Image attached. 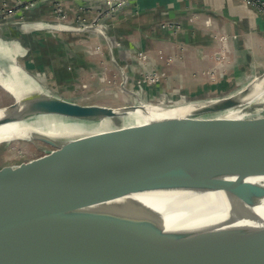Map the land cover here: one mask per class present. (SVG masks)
<instances>
[{"label": "water", "instance_id": "water-1", "mask_svg": "<svg viewBox=\"0 0 264 264\" xmlns=\"http://www.w3.org/2000/svg\"><path fill=\"white\" fill-rule=\"evenodd\" d=\"M102 4L115 15L127 0L119 8L111 3L112 11ZM263 80L264 72L199 100L106 106L54 95L27 99L32 103L20 110L13 108L15 99L0 107L8 110L0 127L17 125L0 135V145L48 146L34 158L0 167V264H264V227L230 223L166 232L156 217L135 213L131 201L101 207L131 194L168 190H222L257 206L264 187L249 178L264 176V85L261 93L252 85ZM142 104L203 107L134 125L127 113ZM40 117L83 130L33 133ZM235 212L234 222L257 221L251 212Z\"/></svg>", "mask_w": 264, "mask_h": 264}, {"label": "crops", "instance_id": "crops-1", "mask_svg": "<svg viewBox=\"0 0 264 264\" xmlns=\"http://www.w3.org/2000/svg\"><path fill=\"white\" fill-rule=\"evenodd\" d=\"M29 3L33 6L25 12L23 7ZM54 3L0 0V16L9 9L14 16H24L29 22L50 21L55 13ZM102 3V0L55 3L67 14L68 25L74 27L44 35V70L59 92L68 87L72 92L76 90L79 73L86 75L90 70L91 58L78 52L73 54L72 46L81 44L87 38L85 29L96 23L104 25L113 42L112 57L115 56L126 77L140 83L138 86L149 98L222 91L264 72V16L239 0H127L118 14L105 19ZM2 38L0 30V94L4 97L6 87L2 77L8 72ZM14 47L9 56H13L17 66L15 60L21 64L16 57L21 56L22 48L16 43ZM108 56L103 57L107 60L103 63L110 67ZM148 73L164 80L145 81L146 84L141 78Z\"/></svg>", "mask_w": 264, "mask_h": 264}, {"label": "rangeland", "instance_id": "rangeland-1", "mask_svg": "<svg viewBox=\"0 0 264 264\" xmlns=\"http://www.w3.org/2000/svg\"><path fill=\"white\" fill-rule=\"evenodd\" d=\"M6 11L7 10L3 12L2 16L8 14L9 11H7V13ZM10 13L11 12H9V14ZM111 16H114V14L105 13L102 15V18L105 19L106 17ZM67 18V14L62 10V8H60L59 11H56L53 14V19L51 18L50 21H30L31 23L27 24L29 21L24 16L19 17L11 14L7 18L6 22L0 25V30H2L3 35L2 42L5 45V51L9 53L10 51H14L15 47L13 48L12 46H14L15 43L16 45H21V58L16 57V59H20L19 61L25 68V71L39 82L43 88V93L50 91L49 93L52 95H58L62 99L75 103L100 104L106 106H122L132 103L134 104L138 101H150L156 103L159 101H167L168 99L172 100V98H167L166 95L165 97L154 95L149 98V96L141 90L142 87L140 88L138 86L140 83H135L133 80L126 77V73L115 60V56L113 55L114 58L112 57L113 53L111 52L113 49V42L111 38H108L107 33L104 30V25L101 23L89 25L88 28L85 29L87 38L81 42V44H73L72 46L73 54H77L78 52L80 55L86 54L85 56L87 58H91L93 64L89 63L90 70H87L88 72L86 75L82 72L79 73V76H77L79 80L76 90L73 89L72 92V89L68 87L69 89L64 88L61 89V92H59V88L52 83L45 70L42 69L43 66L41 67L36 65L35 61H32L31 63L26 62L24 58L27 56H32L34 59L39 57L41 58L39 60H41L44 64L45 58L42 56L44 55L43 51L36 50L38 46L37 48L32 46L34 43L37 44L38 41H45L46 36L44 35L46 32L52 33L53 31L62 30L61 28L63 26L60 24H68ZM101 26H103V28H101ZM70 29L73 30L74 28ZM41 45L42 46L40 47H44V42ZM77 47L79 48L77 49ZM7 48L9 50H7ZM107 54L109 55L108 62L110 63V67H112V69L107 63H103V61L107 62L106 59H103V57L105 58ZM11 58L13 59V56H11ZM112 58L114 60H112ZM140 58L144 60V56ZM12 61L7 58L6 69L8 73H10ZM169 63L167 64L169 65ZM103 71H105V73H102ZM152 79L154 80L151 83L157 82L158 80H164V78L148 73L143 74L141 81L148 82ZM250 79H247L246 81ZM95 81H99L98 84ZM170 90L171 89H169V91ZM210 93L211 91H206L192 96L179 93L175 95L176 97L173 98V100H180L182 98L187 100H199L204 99L205 96H208ZM12 101L13 99L11 95L7 92L4 97L0 94V105H7ZM47 148L48 146L38 142L16 141L2 144L0 145V167L4 165L17 164L21 161L34 158L38 156L42 150Z\"/></svg>", "mask_w": 264, "mask_h": 264}, {"label": "bare ground", "instance_id": "bare-ground-1", "mask_svg": "<svg viewBox=\"0 0 264 264\" xmlns=\"http://www.w3.org/2000/svg\"><path fill=\"white\" fill-rule=\"evenodd\" d=\"M61 29L70 31L67 28H74L71 25L60 24ZM101 28H103L101 26ZM12 45V44H11ZM1 47V46H0ZM13 47V46H12ZM11 47V48H12ZM7 50H9L7 48ZM7 58H10L9 52H5ZM8 75L2 77L5 83L6 90L13 94V108L22 109L29 102L27 100L34 97L48 96L54 97L48 91L43 93V88L33 77L21 68L17 67L13 61ZM3 69V68H2ZM1 69V70H2ZM5 74V71H4ZM1 85V84H0ZM264 85V80L261 85L253 83L252 90L258 91ZM4 87V86H3ZM50 94V95H49ZM248 99V98H247ZM140 107L127 113V118L135 124L147 123L151 120L185 117L203 107V104H184L177 107L164 109L161 105L142 104ZM8 110L0 109V119L7 115ZM101 130L107 127L106 123H102ZM17 127L16 124H7L0 127V135ZM71 128V131L67 132ZM83 130L81 127H74L72 124H66L59 120H51L48 117L38 118V122L34 124L33 133L44 134L48 136H66L72 133H80ZM99 130V129H98ZM22 138L26 139L24 136ZM17 140V139H15ZM28 140V138H27ZM12 140H8L9 142ZM249 181L264 187V176L249 178ZM109 202L103 206H111L114 203L133 202L135 213L156 217L166 232L184 233L189 230L202 229L208 227H218L227 225L228 227L237 226H259L264 227V198L260 200L255 207H249L236 198L222 190L210 192H198L189 190H168V191H145L142 193L131 194ZM236 209L251 212L256 216L257 221L242 219L237 222L232 221L236 217Z\"/></svg>", "mask_w": 264, "mask_h": 264}, {"label": "built area", "instance_id": "built-area-1", "mask_svg": "<svg viewBox=\"0 0 264 264\" xmlns=\"http://www.w3.org/2000/svg\"><path fill=\"white\" fill-rule=\"evenodd\" d=\"M126 0H102V2L106 5V6H110V4L111 3H115V8H119V7H121L123 4H124V2H125ZM243 5H245V6H248V7H255L258 11H259V13L261 14V15H263L264 16V0H239ZM33 6V4L32 3H29V4H27V5H25L24 7H23V9H24V11H26V10H29L31 7ZM110 8V7H109ZM114 8V9H115ZM59 9H60V6H55V12L56 11H59ZM113 8H110V11H112V10H114ZM7 11L9 10V9H6ZM9 12H11V11H9ZM9 12H8V14H6V15H1L0 16V25H2L4 22H6V20H7V18L11 15V14H13V13H10L9 14ZM13 16H14V14H13ZM31 22H29V23H27V24H30ZM142 57V56H141ZM216 57H217V55H216ZM218 58V57H217ZM153 80L154 79H152L151 81H148V83H151V82H153Z\"/></svg>", "mask_w": 264, "mask_h": 264}, {"label": "trees", "instance_id": "trees-1", "mask_svg": "<svg viewBox=\"0 0 264 264\" xmlns=\"http://www.w3.org/2000/svg\"><path fill=\"white\" fill-rule=\"evenodd\" d=\"M52 1V0H51ZM52 3V2H51ZM56 3V2H55ZM54 3V5L57 7L58 5L57 4H55ZM25 12H28V10H26ZM44 42V40H42V41H40V42H37V44L36 43H34V45L32 46V47H34V48H37V46H38V48L36 49V50H42V51H45V47H40V46H42L41 44ZM40 47V48H39ZM31 50H32V48H31ZM42 56H44V58H46V55H45V53H44V55H42ZM25 60H26V62H32V61H35V64L36 65H38V66H43V68L42 69H44L45 67H46V63L44 62V64H43V62L41 61V60H39V59H41V58H39V57H37V58H35L34 59V57H30V56H27V57H25L24 58ZM37 60V61H36ZM144 83H146V82H144ZM147 84V83H146Z\"/></svg>", "mask_w": 264, "mask_h": 264}]
</instances>
